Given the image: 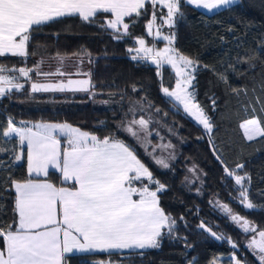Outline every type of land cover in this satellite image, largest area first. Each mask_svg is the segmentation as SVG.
I'll use <instances>...</instances> for the list:
<instances>
[{
    "label": "snow or ice",
    "instance_id": "1",
    "mask_svg": "<svg viewBox=\"0 0 264 264\" xmlns=\"http://www.w3.org/2000/svg\"><path fill=\"white\" fill-rule=\"evenodd\" d=\"M240 3L241 0H0V100L24 91L72 92L86 93L104 105H119L112 109L113 127L105 125L101 129L107 132L103 136L68 122H17L8 116L0 124V188L15 193L11 219L6 212H0V264H69L77 253L111 257L135 252L143 257L146 250L161 249L165 238L193 247L186 236L179 235L181 222L188 227L185 217H173L161 204V195L170 186L161 182L143 159L148 157L158 170H174L170 161L176 156L169 149H175V145L171 140L154 145L153 139L165 140L161 128L176 135L174 123L170 125L167 117L181 112L202 126L208 136L214 158L222 166L224 186L234 181L228 202H221L214 194L209 203L245 234V248L256 264H264V225L230 206L236 203L245 210L264 209V202L252 199V177L246 164H229L216 143V122L207 106L197 99L195 81L202 70L201 62L175 46V29L185 18V6L215 17ZM68 17L101 28L114 40H133L127 47L129 58L137 64L155 66L159 92L169 109L156 105L144 86L136 83L130 85L134 95L126 87L109 91L108 99H98L104 90L92 79L91 65L97 61L86 49L71 54L75 57L74 71L64 70L65 59L71 57L59 52L49 58L57 61L55 69L44 70L48 61L40 52L42 46L35 41V34L42 26ZM141 22L146 36H137L133 31ZM165 27L170 30L167 34L163 32ZM146 37H152V41ZM156 41L166 44L160 48ZM38 55L40 59L28 66V60ZM10 58L19 59L9 64ZM258 63L264 68V39L255 48L237 53L222 70L207 64L202 67L213 72L225 94L239 97L247 96L248 88L234 86L230 77L239 78L250 71L255 75ZM85 64L89 65L87 70ZM241 64L246 67H238ZM165 66L170 67L167 77ZM261 91L264 92V78ZM209 99L211 112H215L217 98ZM255 103L260 108L253 106L249 117L239 124L243 137L250 142L264 140V99L257 98ZM21 161L26 162V174L17 178L11 169ZM49 169L59 173L57 182L50 179ZM188 172L193 178L185 176L182 185L191 190L190 185L199 181L201 187L196 191L203 195L202 170L193 165ZM255 195L264 199V189ZM197 227L218 241L227 239L234 250V264H249L237 255L238 241L218 234L209 221L201 220ZM195 261L193 257L188 264ZM101 264L123 261L109 259ZM209 264H216V260Z\"/></svg>",
    "mask_w": 264,
    "mask_h": 264
},
{
    "label": "trees",
    "instance_id": "2",
    "mask_svg": "<svg viewBox=\"0 0 264 264\" xmlns=\"http://www.w3.org/2000/svg\"><path fill=\"white\" fill-rule=\"evenodd\" d=\"M184 12L185 18L178 22L175 29V46L184 54L201 62L202 70L195 81L197 99L202 105L207 106L216 122L214 128L216 143L229 164L237 161L246 164V169L252 177V199L257 203L264 202V199L255 195L256 191L264 189V140L247 141L239 127V124L249 117L253 106L256 109L260 108V104L255 103L256 99H264V92L261 91L264 68L258 63L255 75L250 71L239 78L230 77V82L234 86L243 85L248 88L247 96L241 94L237 97L232 93L225 94L223 87L217 85L213 72L202 67L207 64L222 70L229 62L235 60L237 53L243 54L246 49L255 48L257 42L264 39V0H241V3L234 6L231 11H225L215 17L191 6H185ZM229 27L234 30L229 31ZM133 31L137 36H146L143 22L137 24ZM146 39L152 41V37H146ZM35 41L42 46L40 52L48 61L43 65L44 70L55 69L57 61L49 58L55 56L57 52L71 57L72 53L80 49L90 51L97 61L91 65L92 79L98 88L104 90V94L98 99H108L109 91L117 88L128 87L129 94L134 95L130 91V85L136 83L144 86L156 105L164 110L170 107L164 102L159 92V78L156 75L155 66L145 63L137 64L129 58L127 47L134 43L133 40H114L103 29L86 24L79 18L68 17L42 26V30L35 34ZM163 43V41H156L157 46ZM18 59L10 58L8 62L11 64ZM39 59V55L31 57L27 62L28 66H32L33 61ZM74 59L75 57L65 59V71H74L72 66ZM83 67L87 70L89 65L85 64ZM238 67L246 66L241 64ZM169 72L170 69L165 67V77ZM211 96L217 98L218 107L215 112H211L209 99ZM25 99L27 103L34 102V99L47 102V107L26 108L27 104L24 105L23 102ZM66 100L70 101L69 104H66ZM53 101L55 102L53 105L58 107L50 109L48 106ZM113 108L118 109L119 105L101 104L98 100L90 99L86 93L31 94L25 91V93H15L11 99L0 100V124L8 116L14 117L17 122H68L82 130L97 132L103 136L107 134L101 130L105 125L108 128L113 127ZM116 114L118 116L119 112L117 111ZM167 120L170 125L174 123L177 134L170 135L166 128H161L160 134L165 136L162 142L167 143L171 140L175 145L173 151L176 159L170 161L174 164V170H158L148 157L143 159L149 163L161 182L170 186L169 190L161 195V204L173 217H185L188 227L185 228L181 222L179 235L186 236L193 247L186 248L182 241L165 238L161 249L146 250L143 257L135 252L131 255L124 253L111 257L106 254L74 255L69 260V264H101L102 261L109 259L117 262L122 260L123 264H188L193 257L196 258L195 264H209V261L213 259L216 260V264H230L228 258L234 252L231 244L227 239L218 241L208 233H203L197 227L201 220L211 222L213 230L218 234L238 241L240 243L237 253L239 258H246L249 264H256L254 257L244 246L245 234H242L230 218L223 217L219 210H214L209 203L214 198V194H218L215 198L221 202H228L229 191L234 181L229 180L227 187L222 183L224 176L222 166L214 158L208 136L202 126L182 112L177 115L169 113ZM101 121L105 124H101ZM198 137L203 138L198 139ZM159 141L158 138L153 139V144H158ZM140 152L143 153V150L140 149ZM193 165L198 166V170H202L203 195L196 191L201 187L199 181L190 185L191 190L181 183L185 176L193 178L192 173L188 172ZM11 172L17 178L25 175V161L16 164ZM203 173H206V176ZM57 178L56 172H50V179L53 182H57ZM14 195L13 191H4L0 188V212H6L8 219L12 217ZM230 206L251 221L264 225V209L245 210L236 203Z\"/></svg>",
    "mask_w": 264,
    "mask_h": 264
},
{
    "label": "rangeland",
    "instance_id": "3",
    "mask_svg": "<svg viewBox=\"0 0 264 264\" xmlns=\"http://www.w3.org/2000/svg\"><path fill=\"white\" fill-rule=\"evenodd\" d=\"M163 32L165 33V34H167L169 31H168V29H167V27H165L164 29H163ZM164 42V41H163ZM165 44H166V42H164L163 44H161V45H159V46H157V47H160V48H163L164 46H165ZM149 65H151L150 63H148ZM151 66H154V65H151ZM165 67H168L169 69H170V67L169 66H165ZM65 70V69H64ZM69 72H72V71H69ZM21 82H23V80L21 81ZM20 93H22V92H20ZM24 93H25V91H24ZM24 105L25 104H27L26 105V108H43V107H47V105H46V103L47 102H41V101H39V100H35L34 99V102H29V103H27L28 101L25 99L24 101ZM65 102H67L66 104H69V100H66ZM53 104H55V102L53 101L52 103H50V105L48 106L50 109L52 108V109H54V108H56V107H58V106H55V105H53ZM65 103H64V105H66ZM53 105V106H52ZM243 132V131H242ZM159 143H165V142H162V141H159L158 142V144ZM143 150V149H142ZM169 151H173V149H169ZM159 154V153H158ZM165 155H166V153H165ZM231 257L232 256H230L229 258H228V260H229V262H230V264H234V262L231 260Z\"/></svg>",
    "mask_w": 264,
    "mask_h": 264
},
{
    "label": "crops",
    "instance_id": "4",
    "mask_svg": "<svg viewBox=\"0 0 264 264\" xmlns=\"http://www.w3.org/2000/svg\"><path fill=\"white\" fill-rule=\"evenodd\" d=\"M198 11H201L202 12V10H198ZM203 13H205V14H208V13H206V12H203ZM209 15V14H208ZM15 139H18V138H15ZM22 162V161H21ZM21 162H19V163H21ZM18 163V164H19ZM25 164H26V162H25ZM50 172H56L54 169H49V173ZM57 173V172H56ZM58 174V176H59V173H57ZM14 192V191H13ZM15 194V193H14ZM85 254H88V253H77V254H75V255H85Z\"/></svg>",
    "mask_w": 264,
    "mask_h": 264
},
{
    "label": "water",
    "instance_id": "5",
    "mask_svg": "<svg viewBox=\"0 0 264 264\" xmlns=\"http://www.w3.org/2000/svg\"><path fill=\"white\" fill-rule=\"evenodd\" d=\"M73 78H81V77H73ZM57 93H59V92H57ZM64 93H72V92H64ZM31 94H46V93H31Z\"/></svg>",
    "mask_w": 264,
    "mask_h": 264
}]
</instances>
